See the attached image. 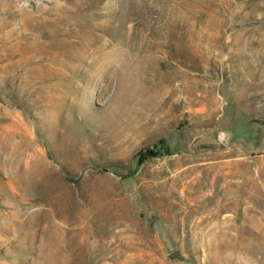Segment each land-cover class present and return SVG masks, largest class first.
<instances>
[{
    "label": "rangeland",
    "instance_id": "1",
    "mask_svg": "<svg viewBox=\"0 0 264 264\" xmlns=\"http://www.w3.org/2000/svg\"><path fill=\"white\" fill-rule=\"evenodd\" d=\"M0 264H264V0H0Z\"/></svg>",
    "mask_w": 264,
    "mask_h": 264
},
{
    "label": "trees",
    "instance_id": "2",
    "mask_svg": "<svg viewBox=\"0 0 264 264\" xmlns=\"http://www.w3.org/2000/svg\"><path fill=\"white\" fill-rule=\"evenodd\" d=\"M160 148V152H156L155 150H149L150 153H153L154 155H169L170 151L167 145H165L164 142H159L158 145L156 146V148Z\"/></svg>",
    "mask_w": 264,
    "mask_h": 264
},
{
    "label": "water",
    "instance_id": "3",
    "mask_svg": "<svg viewBox=\"0 0 264 264\" xmlns=\"http://www.w3.org/2000/svg\"><path fill=\"white\" fill-rule=\"evenodd\" d=\"M178 255V252H174L171 254V258H175Z\"/></svg>",
    "mask_w": 264,
    "mask_h": 264
}]
</instances>
